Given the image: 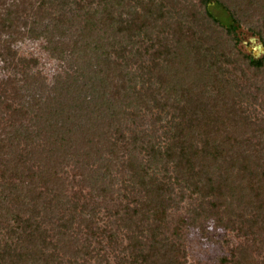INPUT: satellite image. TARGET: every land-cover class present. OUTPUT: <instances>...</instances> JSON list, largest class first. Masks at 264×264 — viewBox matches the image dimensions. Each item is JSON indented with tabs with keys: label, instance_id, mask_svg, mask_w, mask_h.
<instances>
[{
	"label": "trees",
	"instance_id": "trees-1",
	"mask_svg": "<svg viewBox=\"0 0 264 264\" xmlns=\"http://www.w3.org/2000/svg\"><path fill=\"white\" fill-rule=\"evenodd\" d=\"M201 1L207 16L237 37L240 25L227 5L221 0ZM125 2L20 0L16 9L0 2V60L13 71V76L0 80V264H89L91 260L102 264L108 259L106 248L116 246L117 225L128 241L129 258H121V263L183 264L180 246L162 233L166 213L177 207L175 196L182 199L186 189L203 198L193 222L211 217L217 226L230 228L235 215L241 223H249V230L243 231L247 236L257 225L264 230V166L260 161L238 162L235 138L227 134L217 140L220 129L213 120L201 122L196 114L188 115L185 106L177 108L179 121L173 117L162 125L161 137L156 128L144 129L140 107L151 113L167 110L161 97L165 85L172 83L164 71L171 72L176 54L151 33L169 27L172 13L163 3L155 6L154 1H146L147 15L141 17ZM211 3L228 13L229 25L210 12ZM17 9L33 14L28 31L36 39L45 38L51 55L67 62L69 73L59 75L52 88L56 91L65 83L56 96L50 95L54 91L41 75L31 73L38 61L19 57L13 49L15 36L26 34L20 29L22 14ZM145 54L151 58L148 67L140 64ZM96 55L100 56L95 65L90 60ZM114 55L119 59L113 60ZM243 58L251 68L264 69V55ZM133 65L147 76V89L143 84L137 87L139 78L146 79L134 74ZM20 74L23 79L16 78ZM21 81L24 84L19 86ZM38 81L44 87L28 94ZM189 89L173 85L166 94L176 96L179 106ZM34 108L38 113L30 116ZM232 109L227 112L236 122L243 110ZM156 120L162 117L157 115ZM72 172L75 175L68 176ZM123 172L128 173L126 202L109 212L113 223L107 229L99 205L89 203L97 198L114 200L116 177ZM176 188L182 191L178 195ZM236 200L252 213L250 219L234 212ZM261 243L264 251V240ZM261 257L264 264V254ZM220 263L252 264L243 247Z\"/></svg>",
	"mask_w": 264,
	"mask_h": 264
},
{
	"label": "rangeland",
	"instance_id": "rangeland-1",
	"mask_svg": "<svg viewBox=\"0 0 264 264\" xmlns=\"http://www.w3.org/2000/svg\"><path fill=\"white\" fill-rule=\"evenodd\" d=\"M1 1L16 9V4H19L20 0ZM146 1H154L155 6L163 3L172 13V19L169 20L170 26L160 29V32L158 30L154 31L151 36L153 39L159 37V39L165 40L164 43L176 55L173 58L174 64L171 72L164 71V73H167L165 74L166 79L170 74L169 80L172 83L168 86L165 85V94L161 97V100L167 105V110L161 113L159 110L154 109L151 113L143 106L140 107L143 121L146 122L144 129L153 131L156 128L158 130L157 136L161 137L165 132L162 125L173 117L175 121H179L181 113L177 108L185 106L188 115L196 114L201 122L203 119L208 120V118L213 120V126L220 129L217 140H221L227 134L237 140L236 145L240 148L236 150L234 155H237L238 162L242 163L243 160L260 161L264 166V69L251 68L243 58L246 55L255 56L256 58H261L264 55V0H221L239 22L240 27L237 30V37L229 36L223 27L214 23L207 16L201 0H126L125 4L133 7L132 13L137 11L143 17L147 15L143 7ZM139 3H142V5ZM209 10L218 18L220 23L229 25V15L225 10L214 3H211ZM18 11L22 14L20 29L26 31V34L15 36L17 40L12 44L13 49L17 50L19 57L32 58L38 61L37 67L32 68L31 73L39 74V77L41 75L45 84L52 89L55 79L59 75L65 77V70L68 72L67 62L58 60L51 55L46 49L47 42L45 38L36 39L28 31L34 20L33 14L23 13L22 10ZM122 11L125 15L127 9ZM176 17L181 18L183 22L177 21ZM24 24L27 25L26 29L22 28ZM69 24H73L70 19ZM52 29L51 27L52 35H56L57 32ZM97 56L100 55L94 56L90 62L96 65L99 61ZM112 58L113 60L119 59L115 55ZM150 61V55L145 54L140 64L143 67H148L151 65ZM86 66H88L87 62ZM94 68L95 71H98L99 67L95 66ZM131 69L138 77L144 75L143 70L136 65H133ZM89 71L86 68V76L91 74ZM9 75L13 76V71L8 70L6 64L0 60V80ZM143 77L146 80L141 82L139 78L137 87L143 84L147 89L149 85L148 78L147 76ZM16 78L23 79L21 74L17 75ZM61 80L66 82L64 79ZM81 82L79 81L80 85ZM23 84V81L19 82V86ZM30 85L32 86V83ZM173 85L178 89L181 87L191 88L187 91L189 95L182 98L179 106L174 102L176 96L172 95L168 98L166 94L171 91L170 87ZM62 86L60 85L56 91H60ZM43 87L38 81L33 84L32 88L28 89V94L38 93ZM145 89L144 94L147 91ZM52 90L54 94L51 93L50 95L56 96L57 92L54 89ZM120 94L119 100L126 94V89L122 90ZM232 108L236 111L243 110V112L236 115V122H234L232 115L227 112ZM34 111H37V108L29 112V115L34 116ZM157 115L162 117L161 121L156 120ZM14 119L21 120V117L15 116ZM182 120L185 121L184 116ZM23 123L28 125V118H24ZM236 125L237 130L235 131ZM202 126L206 128V123L203 122ZM200 144L196 142V145L200 146ZM72 175H75L74 172L69 173L68 176L72 177ZM116 179L117 186L115 189L117 192L114 200L97 198L95 199L96 203H93V201L89 203L91 207L99 205V215L103 219L102 225L107 229L111 225L110 221L113 223L110 216H108L109 212L116 208L117 203L126 202L123 198L127 192L125 190L127 184H124V180L128 179V173L123 172ZM176 190L177 195L183 191L184 196L180 199L174 195L177 207L169 209L166 213L162 234L170 237L174 243L180 246L179 259L183 264H221V258L229 256L231 251L236 250L238 247L246 248L252 264H261V256L264 254L261 248V242L264 240V230L261 225H257L253 229L254 234L247 236L243 231L249 230V223H241L235 215L232 217L235 218L236 222L231 224L230 228L217 226L215 220L211 217L205 219V221L200 217L197 222H193V217L196 216L194 212L199 208L203 198L196 194L193 195L190 189L181 191V189L176 188ZM85 192L88 194L87 190ZM71 194V192H68L69 198ZM89 198L90 196H87V199ZM87 199L85 198L84 201L86 202ZM203 208L208 211L207 207ZM234 212L244 215L245 221L250 219L252 214L237 200L234 202ZM201 225L202 229L199 227ZM114 232L116 246L114 249L106 248V252L109 253L107 255L108 259L107 262L102 264H125L121 263V258H129L126 249L128 241L125 231L123 228H118L117 225ZM115 253L118 257L115 256ZM89 264H95V261L91 260Z\"/></svg>",
	"mask_w": 264,
	"mask_h": 264
}]
</instances>
